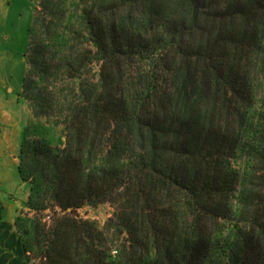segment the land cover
I'll return each mask as SVG.
<instances>
[{
	"label": "trees",
	"instance_id": "trees-1",
	"mask_svg": "<svg viewBox=\"0 0 264 264\" xmlns=\"http://www.w3.org/2000/svg\"><path fill=\"white\" fill-rule=\"evenodd\" d=\"M41 4L21 96L48 118L59 75L80 84L66 146L21 151L23 179L65 212L36 232L39 264H264V0H80L63 31ZM105 203L118 260L74 215Z\"/></svg>",
	"mask_w": 264,
	"mask_h": 264
},
{
	"label": "rangeland",
	"instance_id": "rangeland-1",
	"mask_svg": "<svg viewBox=\"0 0 264 264\" xmlns=\"http://www.w3.org/2000/svg\"><path fill=\"white\" fill-rule=\"evenodd\" d=\"M42 0H15L11 2V15L0 19V124L7 127L9 132L12 131L13 125L21 128V148L19 160L21 158V151L23 148L24 139L35 140L39 139L47 144L64 148L67 144V128L65 118L68 110V103L74 99V92L71 93L70 86L78 88L80 84L79 78L73 82L68 81V77L59 75L57 84L58 98L54 99L55 114L50 117H36L33 113L32 107L21 96L23 92V79L28 71L27 58L25 56L28 43L30 42L29 29L35 25L36 9H41L43 12ZM80 0H53L54 6L51 17L46 20L50 23V18H53L52 23L56 31L66 30L69 25L70 18H74L76 8L74 5L78 4ZM74 13V14H73ZM44 16V15H43ZM43 24V22H42ZM72 24L77 25V21H72ZM37 30L41 34V24H37ZM57 27L55 28V26ZM46 26V24H45ZM34 33V32H33ZM43 38V36H41ZM35 38V35L32 36ZM78 41H74L77 43ZM81 43V40L79 41ZM84 44H86L84 42ZM91 71L83 72L82 80L87 82L96 80L99 73L100 66L94 63ZM63 74V72H61ZM53 81V78L51 79ZM63 89H66L62 91ZM69 101V102H67ZM20 165V162H19ZM27 181V180H26ZM31 184V195L28 202L30 213H23L17 221V227L23 244L27 251L31 254L33 264H39L40 258L37 257L38 246L37 231L44 229L48 230L49 225L45 224L44 216L52 215L53 225L60 217L65 215L61 209L54 207L52 200L44 195L42 189L41 196L33 191L36 186L35 180H28ZM238 196L231 198V206L233 212L228 220L222 222L220 237H224L230 230L234 229L238 222L239 201ZM32 202V205L30 203ZM70 212L72 210H69ZM115 207L111 203L100 204L98 206L84 205L74 212V215L83 221L94 222L99 229L105 233L104 240L101 241L103 247H107L108 254L118 260L117 251L122 249L127 235L115 234L116 227L110 223V219L114 217ZM54 221V222H53ZM110 223V224H109ZM50 225V226H51ZM43 230V231H44ZM44 245V244H43ZM111 253V254H110Z\"/></svg>",
	"mask_w": 264,
	"mask_h": 264
},
{
	"label": "crops",
	"instance_id": "crops-1",
	"mask_svg": "<svg viewBox=\"0 0 264 264\" xmlns=\"http://www.w3.org/2000/svg\"><path fill=\"white\" fill-rule=\"evenodd\" d=\"M13 1L0 0V19L11 15ZM14 125L9 132L0 124V264H33L17 227L23 213H33L28 205L31 184L19 172L21 128Z\"/></svg>",
	"mask_w": 264,
	"mask_h": 264
},
{
	"label": "built area",
	"instance_id": "built-area-1",
	"mask_svg": "<svg viewBox=\"0 0 264 264\" xmlns=\"http://www.w3.org/2000/svg\"><path fill=\"white\" fill-rule=\"evenodd\" d=\"M52 215H46V216H44V222H45V224H47V226L49 225V227H50V225H51V223H52Z\"/></svg>",
	"mask_w": 264,
	"mask_h": 264
}]
</instances>
